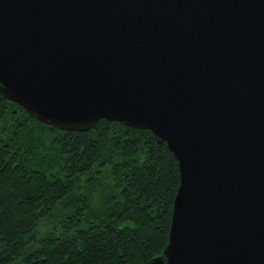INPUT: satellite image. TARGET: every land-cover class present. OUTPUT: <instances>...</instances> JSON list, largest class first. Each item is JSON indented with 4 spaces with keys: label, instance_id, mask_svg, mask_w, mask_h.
<instances>
[{
    "label": "water",
    "instance_id": "1",
    "mask_svg": "<svg viewBox=\"0 0 264 264\" xmlns=\"http://www.w3.org/2000/svg\"><path fill=\"white\" fill-rule=\"evenodd\" d=\"M0 94L167 144L179 186L146 264H264V0H0Z\"/></svg>",
    "mask_w": 264,
    "mask_h": 264
},
{
    "label": "trees",
    "instance_id": "2",
    "mask_svg": "<svg viewBox=\"0 0 264 264\" xmlns=\"http://www.w3.org/2000/svg\"><path fill=\"white\" fill-rule=\"evenodd\" d=\"M178 186L151 130L57 129L0 94V264H146L168 242Z\"/></svg>",
    "mask_w": 264,
    "mask_h": 264
},
{
    "label": "rangeland",
    "instance_id": "3",
    "mask_svg": "<svg viewBox=\"0 0 264 264\" xmlns=\"http://www.w3.org/2000/svg\"><path fill=\"white\" fill-rule=\"evenodd\" d=\"M44 223L47 222V221H43Z\"/></svg>",
    "mask_w": 264,
    "mask_h": 264
}]
</instances>
